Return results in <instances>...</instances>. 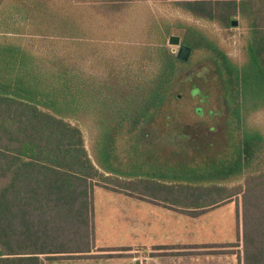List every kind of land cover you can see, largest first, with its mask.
Returning a JSON list of instances; mask_svg holds the SVG:
<instances>
[{"label":"trees","instance_id":"16d2710c","mask_svg":"<svg viewBox=\"0 0 264 264\" xmlns=\"http://www.w3.org/2000/svg\"><path fill=\"white\" fill-rule=\"evenodd\" d=\"M137 1L0 0V264L89 253L98 183L192 217L235 198L236 241L228 246L237 264H264V122L249 119L264 112V0H153L216 24L224 38L244 23L240 61L209 32L187 27L182 43L191 55L208 53L232 129L218 160L164 184L122 181L112 152L125 126L131 133L164 112L188 73L166 45L168 25L150 22L157 41L138 42L125 63L119 50L105 76L98 69L108 40L96 34L121 32ZM89 118L102 125L95 152L85 142ZM118 250L127 248L102 251Z\"/></svg>","mask_w":264,"mask_h":264},{"label":"rangeland","instance_id":"374dc122","mask_svg":"<svg viewBox=\"0 0 264 264\" xmlns=\"http://www.w3.org/2000/svg\"><path fill=\"white\" fill-rule=\"evenodd\" d=\"M152 21L161 26L163 23L168 25L169 33L165 36V42L170 51L172 46L167 44L168 36L179 35L183 41L187 27L194 25L215 37L218 48L229 57L236 61L243 59V40L240 37L243 21L240 28L228 29L224 38L225 31L214 23L194 20L169 5L153 0H139L131 5L126 20L120 25L121 32L109 29L105 33L96 34H104L108 40L100 43L106 46L103 50L106 53L102 54L104 61L98 66L99 72L105 74L108 60L117 56L119 50L123 51V55H118L117 61L125 63L133 60V50L138 42L156 40L157 35L149 30ZM208 56L203 50H196L192 55L190 53L185 65L188 73L179 80L173 96L164 106V112L157 114L155 119L142 122L141 128L131 133L127 132L128 126H125L117 136V144L112 153L117 173L123 174L120 173L122 181L154 180L164 184L168 183V177L178 178L191 171L198 172L201 165L218 160L232 124L223 116L226 110L221 100L218 79L207 65ZM249 119L259 125L264 122V112H254ZM86 124V146L89 151L95 152L96 141L101 140L102 125L90 118ZM109 186L113 187V184ZM116 189L121 191L118 186ZM118 191L106 189L100 183L94 186L96 218L93 226L95 222L99 229L96 235L98 246L120 249L118 246L138 244L121 252V257L135 259L138 264H145L150 258L163 261L162 264H237L236 253H232L233 248L228 246V243L236 241L235 198L192 217L179 210L165 208L161 203L154 205L141 199L150 198L149 195L137 194L135 198ZM134 211H137L135 215L142 222L146 216L151 221L161 218L163 230L156 223L145 234L139 230L141 227L138 222L137 234H130L124 226L126 223H122L119 218L128 220V212ZM157 242L165 243V247L150 245ZM102 250L106 249L93 247L82 257L106 258V253L119 252Z\"/></svg>","mask_w":264,"mask_h":264},{"label":"crops","instance_id":"0c3cea01","mask_svg":"<svg viewBox=\"0 0 264 264\" xmlns=\"http://www.w3.org/2000/svg\"><path fill=\"white\" fill-rule=\"evenodd\" d=\"M134 197V196H133ZM136 198V197H135ZM148 199V198H147ZM152 200V199H151ZM147 202H150L148 200H145ZM152 203V202H150ZM154 205H158V204H155ZM162 206V205H161ZM160 207V206H159ZM137 211H134V212H128V220H126L124 217L123 218H119L121 219V222L122 223H126L124 226L127 228L128 232L130 234H137L138 232V222H140V226L141 229H139L140 231H144L145 234H148V231H151V229L154 228L155 224L157 223L160 228L163 230V226H164V223L161 221V218H156V220L153 222L151 221V218L149 220V218L147 219V216L145 217V221L142 222L141 219H137L136 215L137 213H135ZM159 212V211H157ZM94 213H95V209H94ZM122 213V212H121ZM161 214V212H160ZM96 218V216H94ZM94 217H93V220H94ZM161 217V215H160ZM94 246L95 248H105V249H111V248H116V247H111V246H104L101 247L97 245V233L99 231V229L97 228L95 222H94ZM157 226V225H156ZM126 228H123V229H126ZM158 228V229H160ZM139 231V232H140ZM138 244H134V245H121V246H118V248H127L130 250L131 247H134ZM141 245V244H140ZM152 246H155L157 248H163L165 247V243H154V244H150ZM146 246V245H145ZM107 247V248H106ZM125 251V250H123ZM122 251H119L117 253H121ZM81 254H74L75 257H62V258H55V259H51V260H46L44 262V264H138V262L135 260V259H130V258H124V257H106V258H90V257H82V256H79ZM150 260V261H148ZM150 262V263H149ZM159 262V263H157ZM163 261H160V260H155L154 258H150V259H147L145 261V264H162Z\"/></svg>","mask_w":264,"mask_h":264},{"label":"water","instance_id":"95a60500","mask_svg":"<svg viewBox=\"0 0 264 264\" xmlns=\"http://www.w3.org/2000/svg\"><path fill=\"white\" fill-rule=\"evenodd\" d=\"M167 44L172 46L171 52L175 53L178 59L182 61H187L189 59L191 48L182 43L179 35H169Z\"/></svg>","mask_w":264,"mask_h":264}]
</instances>
